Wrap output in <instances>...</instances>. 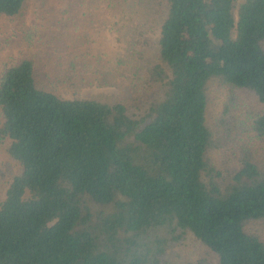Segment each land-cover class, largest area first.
Wrapping results in <instances>:
<instances>
[{"label":"trees","instance_id":"1","mask_svg":"<svg viewBox=\"0 0 264 264\" xmlns=\"http://www.w3.org/2000/svg\"><path fill=\"white\" fill-rule=\"evenodd\" d=\"M26 4L0 0V24ZM144 9L157 29L132 33L129 102L81 95L107 81L88 53L55 73L72 97L39 84L34 53L2 71L0 154L19 170L0 174V264H264V0ZM213 84L228 100L212 127ZM219 149L239 163L228 182Z\"/></svg>","mask_w":264,"mask_h":264},{"label":"rangeland","instance_id":"2","mask_svg":"<svg viewBox=\"0 0 264 264\" xmlns=\"http://www.w3.org/2000/svg\"><path fill=\"white\" fill-rule=\"evenodd\" d=\"M61 9L70 7L77 14L76 19L69 12L62 10L54 17L45 6L43 0H27L25 13L15 22H1L0 24V75L6 65L23 57L26 54H36L37 76L39 84L56 90L65 97H72L68 86L60 81L55 73H62L68 69V57L62 58L68 51L88 53L100 64L105 78L102 84H93L82 89L81 95L87 98L116 101L122 99L129 102L132 92L125 84L122 61L130 58L129 49L133 45V32L141 27H155L150 19V12L144 9L149 0H53ZM156 1V0H154ZM38 5H40L39 8ZM47 11V12H46ZM157 13L156 10H152ZM149 13V14H148ZM62 20L58 28L53 19ZM156 20V19H155ZM75 22L74 30L70 34L58 33L69 23ZM50 27L45 30V27ZM67 26L66 28H68ZM34 30L35 39L31 41L27 34ZM58 29V30H57ZM72 29V28H70ZM55 34H57L55 36ZM23 38H25L23 40ZM28 38V39H26ZM215 86V84H213ZM227 91L214 87L210 95L207 120L215 126L222 116L228 100ZM242 110H240L241 112ZM217 167L223 170L222 182H228L232 167H239L233 158L224 155L222 149L212 153ZM0 154V174L10 176L19 170L18 166L10 164ZM185 251L192 257L199 258L205 255L200 242L192 238Z\"/></svg>","mask_w":264,"mask_h":264}]
</instances>
